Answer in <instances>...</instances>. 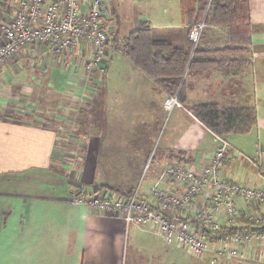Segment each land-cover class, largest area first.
I'll use <instances>...</instances> for the list:
<instances>
[{
  "label": "crops",
  "instance_id": "crops-1",
  "mask_svg": "<svg viewBox=\"0 0 264 264\" xmlns=\"http://www.w3.org/2000/svg\"><path fill=\"white\" fill-rule=\"evenodd\" d=\"M248 3L250 51L230 43L227 28L206 25L197 44L190 42L193 63L183 77L186 104L253 107L256 125L244 134L217 135L178 100L171 107L164 105L175 96L156 87L111 41L103 74L84 72L92 52L84 43L63 56L28 45L0 66V264H166L165 257L183 247L146 228L126 225L121 216L87 209L74 201V194L83 189L87 194L106 190L128 195L137 190L145 195L170 165L205 163L218 145L215 136L231 149L223 175L245 185L262 183L264 0ZM195 19L184 14L176 0L173 7L139 24L147 22L154 38L181 45ZM118 32L121 41L125 34ZM24 75L37 91H45L37 93L34 104L27 103L33 112L6 105L23 98ZM67 78L70 86H65ZM54 94L57 103L52 102ZM49 96L50 106L45 107ZM162 129V146L143 178ZM250 138L256 149L246 155L244 143ZM262 210L258 207L256 214ZM240 223L243 228L252 224L247 230L264 231V224L247 217ZM258 247L255 254L262 261L264 245ZM229 263L233 261L220 264Z\"/></svg>",
  "mask_w": 264,
  "mask_h": 264
},
{
  "label": "built area",
  "instance_id": "built-area-1",
  "mask_svg": "<svg viewBox=\"0 0 264 264\" xmlns=\"http://www.w3.org/2000/svg\"><path fill=\"white\" fill-rule=\"evenodd\" d=\"M110 20L105 0H0V66L28 45L63 56L84 43L92 48L84 72L103 74L113 30ZM205 26V14L190 25L191 43L196 45ZM176 103L175 96L164 105ZM214 140L218 145L205 163L170 165L145 195L137 190L128 195L106 190L87 194L82 189L74 201L92 211L121 216L126 225L146 228L192 256L208 254L212 264L254 261L256 247L264 245V231L238 227L243 216L264 224V177L257 186L226 178L223 169L231 149L224 139ZM258 207L263 208L259 215Z\"/></svg>",
  "mask_w": 264,
  "mask_h": 264
},
{
  "label": "trees",
  "instance_id": "trees-1",
  "mask_svg": "<svg viewBox=\"0 0 264 264\" xmlns=\"http://www.w3.org/2000/svg\"><path fill=\"white\" fill-rule=\"evenodd\" d=\"M180 5L184 14L189 17L196 15L195 20L201 19L205 14L206 25L227 28L230 43L243 46L241 51H250L248 0H180ZM111 15L114 17L115 30L110 34V41L119 54L129 59L145 75L153 78L162 91L176 96L179 102L188 106L183 95V76L193 63L194 50L189 39L186 37L182 45H174L154 38V29L147 22H141L118 43V14L114 8ZM187 108L217 135L244 134L256 125V110L253 107L231 104L225 108L215 103H205ZM251 225H245L244 228Z\"/></svg>",
  "mask_w": 264,
  "mask_h": 264
},
{
  "label": "rangeland",
  "instance_id": "rangeland-1",
  "mask_svg": "<svg viewBox=\"0 0 264 264\" xmlns=\"http://www.w3.org/2000/svg\"><path fill=\"white\" fill-rule=\"evenodd\" d=\"M105 4H106V7L108 8V11H110L109 9H112V8H114L116 10L117 14L119 15V19H120L119 31H121L122 33L125 34V36H127L130 33L129 32L130 30H132L133 28L135 29L137 24H139L140 20H143V19L147 20L152 15H155L157 13L162 14L163 10L168 9V8L176 5V0H173V1H170V0H105ZM110 21H111V23L109 25L113 29L112 30V33H113V31L115 30L114 19L113 20L111 19ZM249 49H250V46H249ZM20 82L22 83L23 86H25L23 89H21L24 91L20 92V93H23V95H22L23 98L19 97V99H16V101H11L9 103H6V105L7 106L9 105L10 107L22 109L23 111H32L33 112L34 110H31L32 108H30V110H28L29 107H28L27 103L34 104V102H36L37 93L38 92H45V91L43 88L41 89V91H37L36 90L37 88L34 87V81L30 80L29 77L26 75L22 76ZM154 83H155L156 87L160 88V86L155 82V80H154ZM65 86H70V78H67ZM184 86H186L185 83H184ZM117 88H118V84H117ZM117 88H116V90H117ZM184 88H183V90H184ZM109 89L113 90L111 85L109 86ZM8 91H6V92H8ZM11 91L13 92V90H11ZM12 92H8V93H12ZM8 93H6V94H8ZM49 95H51V94H49ZM52 102L57 103V95L56 94H54V97L52 98ZM49 104H50V96L46 98L45 107H49L50 106ZM187 105L192 106V105H196V104H187ZM188 106H186V107H188ZM162 131H163V129L160 131V133L157 137L154 149L152 150L151 155H150V159H149L150 162L147 166H145L143 173H142V177L143 176L145 178L147 177L146 175L149 172L151 160H152L153 156L157 154V149H159L162 146V141H163ZM244 145L247 148L246 149L247 152L245 153L246 155L254 153V151L256 149V141L254 138H250V141L248 143L245 142ZM102 164L103 163L100 162L99 166H97L98 176L100 175L101 168L103 167ZM262 248L264 250V247H262ZM256 249L259 251L261 249V247H256ZM177 251L178 252L176 253V255L175 254L169 255V258L165 257L164 261L166 264H209V259H208L207 255L196 258V257L189 255L183 248H181ZM229 264H264V259L262 261L255 259L254 261H248V262L233 261V263H229Z\"/></svg>",
  "mask_w": 264,
  "mask_h": 264
}]
</instances>
